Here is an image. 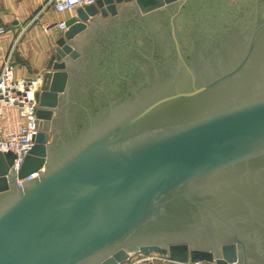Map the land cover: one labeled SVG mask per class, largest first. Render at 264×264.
Masks as SVG:
<instances>
[{"label": "water", "instance_id": "1", "mask_svg": "<svg viewBox=\"0 0 264 264\" xmlns=\"http://www.w3.org/2000/svg\"><path fill=\"white\" fill-rule=\"evenodd\" d=\"M66 25L17 174L0 151V264H264V0H95Z\"/></svg>", "mask_w": 264, "mask_h": 264}, {"label": "crops", "instance_id": "2", "mask_svg": "<svg viewBox=\"0 0 264 264\" xmlns=\"http://www.w3.org/2000/svg\"><path fill=\"white\" fill-rule=\"evenodd\" d=\"M42 4L41 0H0V25L5 28L0 34V67L10 54L17 77L35 78L44 71L63 33L56 23L76 16V8L56 12ZM137 258L139 255H133V259ZM135 264H153V261H136Z\"/></svg>", "mask_w": 264, "mask_h": 264}, {"label": "built area", "instance_id": "3", "mask_svg": "<svg viewBox=\"0 0 264 264\" xmlns=\"http://www.w3.org/2000/svg\"><path fill=\"white\" fill-rule=\"evenodd\" d=\"M41 1L43 6L48 5L56 12H63L93 3L95 0ZM56 25L61 31L67 29L66 20L64 19L59 20ZM4 31L5 28L0 25V34ZM34 79L17 77L11 65L10 54L4 58L0 67V151L10 150L13 152L14 158L10 165L16 169V174L33 144V135L37 132L35 127L37 102L34 93L38 82ZM32 176L37 177L38 171H34L22 178H16V183H21ZM140 254L139 259H133L131 262L126 261V264H135L136 261H145L153 258L145 253ZM163 260L170 264H205L201 262H175L169 260L167 256L163 257Z\"/></svg>", "mask_w": 264, "mask_h": 264}, {"label": "flooded vegetation", "instance_id": "4", "mask_svg": "<svg viewBox=\"0 0 264 264\" xmlns=\"http://www.w3.org/2000/svg\"><path fill=\"white\" fill-rule=\"evenodd\" d=\"M160 16H161V14H160ZM159 16V17H160ZM159 17L158 18H156V20L157 19H159ZM163 17V16H162ZM162 17H160V19L162 18ZM155 21V20H154ZM251 22V21H250ZM250 22H248L249 24H248V26L251 24ZM247 26V27H248ZM222 35L226 38V40L227 41H232V39L235 37V35H236V33H232V32H230L229 34H227V35H225V33H222ZM222 36V37H223ZM220 39H217V40H215V38L214 39H211V40H209V38H206V40H205V43H204V48L203 49H198V47L200 46V45H196L193 49H191V50H189V52L191 53V56H193V55H196V54H198L197 52H199L200 50H208V49H210V48H212L218 41H219ZM223 40V39H222ZM224 41V40H223ZM152 43H153V48L155 47L154 46V44L156 43L155 42V38H153V40H152ZM187 56V55H186ZM190 56V57H191ZM175 57V56H174ZM190 57H188V58H185V56H184V58L185 59H189ZM172 60V59H171ZM169 62H170V60H169ZM167 68H166V65H165V63L164 64H162V63H157L156 64V68H155V66L153 65V67L150 69V73H149V76H148V80H149V77H150V75L151 74H154L155 73V71H157V73H159V74H163V73H166L167 74V72H168V70H166ZM60 124H61V121H60ZM61 130H63L64 131V127H63V125H61ZM62 132V131H61ZM244 247L246 248V250L248 251V252H250V253H253V254H255V253H262V251H264V236H262V235H260L259 233H257L256 232V230L254 229V232H253V234H252V237H248V239H246L245 241H244Z\"/></svg>", "mask_w": 264, "mask_h": 264}, {"label": "rangeland", "instance_id": "5", "mask_svg": "<svg viewBox=\"0 0 264 264\" xmlns=\"http://www.w3.org/2000/svg\"><path fill=\"white\" fill-rule=\"evenodd\" d=\"M141 252L137 251V250H134V251H131L130 252V258H128L126 261L128 262H131L133 260V255H139V257L141 256L140 254ZM153 258H151V260L153 261V264H170L168 263L167 261L163 260V257H165L166 255H163L159 252H148V253H145ZM145 254H142V255H145ZM130 260V261H129ZM126 261L120 263V264H126ZM206 264V263H205Z\"/></svg>", "mask_w": 264, "mask_h": 264}]
</instances>
